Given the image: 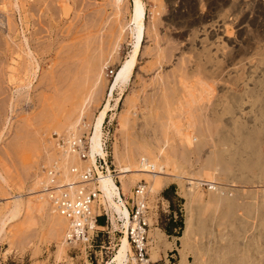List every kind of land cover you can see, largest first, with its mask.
Returning a JSON list of instances; mask_svg holds the SVG:
<instances>
[{
	"label": "rangeland",
	"instance_id": "obj_1",
	"mask_svg": "<svg viewBox=\"0 0 264 264\" xmlns=\"http://www.w3.org/2000/svg\"><path fill=\"white\" fill-rule=\"evenodd\" d=\"M131 1L0 0V170L7 180L6 184L0 180V217L10 196L21 195L36 203L37 195L30 193L32 184L38 174L42 181L43 167L56 158L52 132H69L68 121L74 122L78 117L100 64H106L102 81L108 83L110 71L114 73L131 50L132 39L125 27L122 37L117 36L129 20ZM143 2L146 24L155 30L148 28L142 54L124 93L119 96L116 89L112 92L113 99H120L106 119L104 139L111 163L114 144L123 155L121 167L130 181L125 195L137 183L146 182L148 187L153 213L150 255L157 250L155 264H179L182 258L184 264H264V0ZM223 51H228V57ZM228 54H236L234 61L227 62ZM92 60L98 64L93 65ZM223 68L226 72L221 81L216 73ZM54 81L61 85L57 87L59 92L57 88L53 90ZM97 98L77 124L81 134L88 136L83 124L96 113ZM71 105L77 107L76 112ZM123 111L132 120L128 132L123 131L125 134L119 133L118 127ZM63 113L64 118L68 117L67 123ZM175 121L183 128L190 121L193 123L190 132L195 149L188 153L175 136ZM173 122L177 125L172 126ZM161 148L163 154L159 153ZM212 152L220 156L217 161ZM166 154L177 163L170 162L169 156L164 158ZM149 155L165 161L167 174L163 178L170 177L167 189L155 196L150 193L151 177L140 171L141 157L150 158ZM190 175L199 182L213 184L212 188L188 184ZM28 212L8 225L6 238L0 241V264H71L72 255L73 264H106L122 237L117 230L122 231L123 227L108 223L106 229L110 233L101 235L96 243L110 250L103 249L101 255L99 246L95 247L97 254L90 252L88 260L85 252H72L63 244L66 225L57 220L55 213L49 218L36 209ZM171 217L173 224L182 218L180 235L176 234L178 227H172L171 234L165 231ZM54 220L56 224L52 225ZM51 225L59 228L57 234ZM59 247L64 250L61 254ZM151 259H155L154 254ZM127 264L134 262L130 258Z\"/></svg>",
	"mask_w": 264,
	"mask_h": 264
},
{
	"label": "bare ground",
	"instance_id": "obj_2",
	"mask_svg": "<svg viewBox=\"0 0 264 264\" xmlns=\"http://www.w3.org/2000/svg\"><path fill=\"white\" fill-rule=\"evenodd\" d=\"M232 1V3H234V1L235 0H231ZM246 3L248 2V0H244ZM262 3V2H261ZM83 4V3H82ZM105 4V3H104ZM116 4V3H115ZM114 4V5H115ZM259 4V3H258ZM15 6H16V4H15ZM88 6V5H87ZM259 6V5H258ZM262 7H263V5H262ZM96 9V8H95ZM262 10V9H261ZM84 17V16H83ZM88 18V17H87ZM94 18V17H93ZM80 19V18H79ZM74 21V20H73ZM91 21V20H90ZM124 21V20H123ZM87 23V22H86ZM117 24V23H116ZM154 26H155V23L153 22L152 23ZM151 24V25H152ZM258 24V23H257ZM36 25V24H35ZM70 25V24H69ZM10 27V26H9ZM91 27V26H90ZM89 27V28H90ZM120 27V26H119ZM124 27H125V31H128V33L130 34V36H131V39H132V48H131V50L127 53V56L126 57H124L121 61H120V63H119V65L117 66V68H116V70H115V72L112 74V76H111V79L108 81V83L106 82V81H102V79H103V72H102V69H104V66L106 65L105 63H102V64H100L101 66L98 68V69H100L98 72L99 73H97V75H94L96 78H94L93 77V79H95V80H93V84H92V86L89 84V87L91 86V88L89 89V92H86V93H88V95L85 97H83V100H82V103H81V107H80V109H79V115H78V117L77 118H75L76 120L73 122H69L68 121V124H67V129H69V132H68V130L67 129H65V131L67 130V133H65V134H67L69 137H71V136H77V135H80L81 133H79V126L77 127V124L79 123V122H81V120H82V117L85 115L84 114V112H85V110H86V112H87V110H89L91 107H89V104H91V102H93V100H96V98L98 99V102L97 101H95L94 103H96L97 102V106L95 107L96 109H95V111H96V113L95 114H92L90 117H91V119H89V122H87V123H85V124H83V126L84 127H86L87 129H88V141H89V150H88V158L86 159V160H81L76 154H64V153H62V152H60L57 148H56V146L54 145V148H55V150H57V152H56V155H55V157L56 158H53L52 160H51V162H49V164H47L46 166H44L43 167V176H42V181H40L39 179V174L36 176V179H35V181L33 182V184H32V187H31V191H30V189H29V191H30V193H35L34 195H37V197H35V199L37 200H35L36 201V203H34V202H32L30 199H27V200H25V198H23L21 195H18V196H10V203L7 205V208H6V210H4L5 212H3V214L1 215V217H0V241L2 240V239H4V238H6V230H7V227H8V225L9 224H11L12 222H15V221H17L22 215H23V213L24 212H28V211H31L32 209L33 210H37L38 212H40L41 214H44V215H47L49 218L52 216V218L53 217H55V214L57 215V220H59V222L61 221L63 224L62 225H66L65 226V230H66V227H67V222H66V220L61 216V215H59L55 210H54V208H53V206L51 205V203H50V201L48 200V198L46 197V195H45V193H44V191H43V184H44V181H45V175H44V168L45 167H48V166H50L51 164H53L54 162H58L59 163V165H60V167L62 168V170H63V173H65L66 174V172H67V170H68V167H70V166H79V167H81V168H83V167H90L91 165H93V164H95V155H104L105 154V149H104V143L106 142V140L104 139V124H105V122H106V119L108 118V116H109V112L110 111H112V110H114V107L116 106V104L118 103V101H119V96H121L123 93H124V91H125V87H126V85L129 83V81L131 80V77H132V75H133V72H134V70H135V68H136V65H137V58H138V56H139V54L141 53V49H142V43H143V41H144V38L146 37V34H147V32H148V28L150 27H148V25L146 24V6H145V3L143 2V0H132L131 1V4H130V7H129V20H127L125 23H124V25H123V28H122V26H121V31L119 32V29H117V31L119 32V34H117V36L118 37H120L121 35H122V29H124ZM11 28V27H10ZM88 28V29H89ZM109 28V27H108ZM110 29V28H109ZM112 29V28H111ZM69 30V29H68ZM149 30H150V28H149ZM154 31L155 29L153 28H151V30L150 31ZM69 32V31H68ZM84 32V31H83ZM86 32V31H85ZM117 32V33H118ZM156 32V31H155ZM70 33V32H69ZM68 33V34H69ZM149 33V32H148ZM75 34V33H74ZM74 34H72V35H74ZM88 34V33H87ZM110 34V33H109ZM156 34V33H155ZM70 35V34H69ZM68 35V36H69ZM112 35V34H111ZM123 35H124V33H123ZM182 35V34H181ZM116 36V35H115ZM150 36V35H149ZM74 37H75V35H74ZM78 37V36H77ZM81 37H82V35H81ZM118 37L116 38L117 40H118V42L120 41L119 39H118ZM122 37V36H121ZM120 37V38H121ZM88 40V39H87ZM117 40L115 41V43H118L117 42ZM122 40V39H121ZM202 40V39H201ZM24 42H26L27 40H26V38H24V40H23ZM86 42V41H85ZM91 42H92V40H91ZM163 42V41H162ZM202 42V41H201ZM244 42V41H243ZM89 43V42H88ZM82 44V43H81ZM91 44V43H90ZM97 44V43H96ZM83 45H85V44H83ZM115 45V44H114ZM177 45V44H176ZM75 46V45H74ZM86 46V45H85ZM88 46V45H87ZM96 46V45H95ZM116 46V45H115ZM115 46H113V47H115ZM118 46H119V43H118ZM118 46H117V48H118ZM27 47V46H26ZM72 47H73V45H72ZM80 47V46H79ZM103 48V47H102ZM116 48V47H115ZM116 48V50H119V49H117ZM120 48V47H119ZM154 48V47H153ZM201 48V47H200ZM76 50H77V48H75ZM114 49V48H113ZM112 49V50H113ZM205 49V48H204ZM226 49V48H225ZM88 50V49H87ZM91 50V49H90ZM106 50V49H105ZM192 50V49H191ZM224 50V49H223ZM228 50V49H227ZM28 51H30V50H28ZM65 51V50H64ZM114 51H115V49H114ZM177 51V50H176ZM200 51V50H199ZM208 51V50H207ZM226 51V50H225ZM229 51V50H228ZM227 51V52H228ZM84 52V51H83ZM99 52V51H98ZM111 52H113V51H111ZM204 52V51H203ZM227 52H225V53H227ZM229 52H231V51H229ZM31 54V51L30 52H28V54ZM78 53H79V51H78ZM86 53V52H85ZM88 53V52H87ZM90 53V52H89ZM113 53H117V52H113ZM112 53V54H113ZM209 53V52H208ZM219 53V52H218ZM221 53V52H220ZM224 53V51H223V54H225ZM101 54V53H100ZM110 54V53H109ZM142 54V53H141ZM140 54V55H141ZM203 54V53H202ZM209 54H211L212 56H213V54H215V53H213V52H211V53H209ZM32 55V54H31ZM88 55V54H87ZM90 55V54H89ZM97 55V54H96ZM201 55V54H200ZM217 55V54H216ZM229 55V58L227 59V62H228V60H229V63L231 62V60L232 61H234L233 59H234V57L233 56H235V55H230V54H228ZM72 56V55H71ZM75 56H76V54H75ZM109 56V55H108ZM203 56V55H202ZM206 56H208L209 57V55H206ZM224 56H227L226 54L224 55ZM223 56V57H224ZM73 57V56H72ZM84 57H85V54H84ZM83 57V58H84ZM89 57V56H88ZM112 57V56H111ZM142 57V56H141ZM200 57V56H199ZM228 57V56H227ZM87 58V57H86ZM222 58V57H221ZM73 59V58H72ZM72 59L70 60V61H72ZM93 59V58H92ZM160 59V58H159ZM210 59V58H209ZM224 59V58H223ZM225 60V59H224ZM69 61V60H68ZM95 61V60H94ZM86 62V61H85ZM92 62H93V60H92ZM91 62V64H93ZM153 62V61H152ZM210 62V61H209ZM84 63V62H83ZM148 63V62H147ZM38 64V63H37ZM78 64V63H77ZM96 64H98V63H96ZM95 63L93 64V65H96ZM153 64V63H152ZM155 64V63H154ZM73 66V65H72ZM75 66H76V64H75ZM88 66V65H87ZM89 67V66H88ZM91 67H94V66H91ZM90 67V68H91ZM150 67V66H149ZM149 67H147V68H149ZM76 67H74V69H75ZM90 68H88V69H90ZM214 68H215V66H214ZM225 68H227V65L225 66ZM225 68H223V69H221V70H219V73H216L217 75V77L221 80L222 79V77H223V75L225 74L224 72H226L225 71ZM37 69V68H36ZM79 69V68H78ZM87 69V68H86ZM96 69H97V67H96ZM156 69V68H155ZM208 69V68H207ZM35 70V69H34ZM141 70V69H140ZM218 70V69H217ZM91 71H93L92 69H91ZM95 71V70H94ZM70 72V71H69ZM73 73V72H72ZM88 73H90V72H88ZM182 73V72H181ZM91 74V73H90ZM93 74V73H92ZM203 74V73H202ZM182 75V74H181ZM184 75V74H183ZM182 75V76H183ZM60 76V75H59ZM91 76V75H90ZM137 76V75H136ZM174 76V75H173ZM200 76V75H199ZM202 76V75H201ZM204 76V75H203ZM205 77H207V75L205 76ZM226 77V76H225ZM73 78V77H72ZM75 78V77H74ZM87 78V77H86ZM196 78V77H195ZM199 78V77H198ZM61 79V78H60ZM90 79V78H89ZM133 79V78H132ZM141 79V78H140ZM69 80H70V78H69ZM165 80V79H164ZM183 80V79H182ZM182 80H181V82H182ZM197 80V79H196ZM74 81V80H73ZM152 81V80H151ZM189 81V80H188ZM222 81V80H221ZM86 82V81H85ZM88 82V81H87ZM91 82V81H90ZM179 82V81H178ZM184 82V81H183ZM185 82H187V81H185ZM204 82V81H203ZM80 83V82H79ZM149 83V82H148ZM152 83V82H151ZM199 83H200V81H199ZM182 84V83H181ZM187 84V83H186ZM185 84V85H186ZM215 84V83H214ZM59 85V83H58V81H54V83H53V90H56V88L58 87V88H61V85H60V87L58 86ZM66 85V84H65ZM70 85H71V82H70ZM78 85H80V84H78ZM180 85V84H179ZM183 85V84H182ZM184 85V86H185ZM188 85V84H187ZM211 85V84H210ZM29 86V85H28ZM67 86V85H66ZM68 86H69V83H68ZM74 84H73V87L72 88H74ZM86 86V85H85ZM151 86V85H150ZM65 87V86H64ZM70 87V86H69ZM76 87V86H75ZM88 87V88H89ZM102 88V90L101 91H99V92H101V93H99L98 92V89L99 88ZM198 87H199V84H198ZM207 87L209 88V86L207 85ZM27 88V87H26ZM58 88H57V91H58ZM100 88V89H101ZM162 88V87H161ZM188 88V87H187ZM212 88V87H211ZM211 88H210V90H211ZM75 89V88H74ZM74 89H72V90H74ZM86 89H87V87H86ZM114 89H116L117 91H118V93H119V96H118V98H115V99H113V96H112V92H113V90ZM152 89V88H151ZM186 89V88H185ZM202 89V88H201ZM18 90V89H17ZM16 90V91H17ZM71 90V89H70ZM70 90H68L69 91V93L68 94H70ZM71 90V91H72ZM82 90V89H81ZM81 90H80V92H81ZM188 89H186V91H187ZM191 90V89H190ZM199 90H200V88H199ZM213 90V89H212ZM76 91V90H75ZM86 91H88V90H86ZM196 92H197V90H195ZM207 91H208V89H207ZM55 92V91H54ZM59 92V91H58ZM57 92V93H58ZM67 92V91H66ZM77 92H79V91H77ZM145 92V91H144ZM199 93H201V91L199 92ZM198 93V94H199ZM211 93V92H210ZM213 93V92H212ZM68 94H66V95H68ZM73 94H79V93H73ZM82 94H83V92L81 93V96H82ZM183 95L185 94V93H182ZM204 93H202V95H203ZM59 95V94H58ZM76 95H75V97H76ZM99 95V96H98ZM197 95V94H196ZM201 94H199V98L201 97L200 96ZM207 95V94H206ZM211 95H213V94H211ZM70 95H68L67 97H69ZM74 96V95H73ZM115 96V95H114ZM189 96V95H188ZM66 97V96H65ZM66 97V98H67ZM74 97V98H75ZM183 97V96H182ZM187 97V96H186ZM210 98H211V96H209ZM15 98V97H14ZM73 98V97H72ZM71 98V101H73V99ZM145 98H146V96H145ZM165 98V97H164ZM189 98V97H188ZM193 97H191V99H192ZM203 98H206V97H203ZM210 98H208V100L210 99ZM77 99V98H76ZM80 100L82 99L81 97L79 98ZM103 99V100H102ZM112 99L114 100V104H112L111 102H112ZM180 99V98H179ZM184 99V98H183ZM186 99V98H185ZM194 99V98H193ZM207 99V98H206ZM58 100V99H57ZM78 100V99H77ZM102 101L101 102V104L99 103V101ZM182 100V99H181ZM145 101V100H144ZM143 101V102H144ZM186 101V100H185ZM197 101H198V99H197ZM78 102H80V101H77L76 103L78 104ZM128 102V101H127ZM142 102V103H143ZM151 102V101H150ZM157 102V101H156ZM179 102H181V101H179ZM75 103V104H76ZM188 103V102H187ZM207 103H208V101H207ZM80 104V103H79ZM79 104H78V106H79ZM93 104V103H92ZM131 104H132V102H131ZM181 104V103H180ZM191 104V103H190ZM72 105H74L73 104V102H72ZM71 105V106H72ZM183 105V104H182ZM185 105V104H184ZM187 105V104H186ZM75 106H77V105H75ZM156 106V105H155ZM191 106V105H190ZM197 106V105H196ZM73 107V106H72ZM71 107V108H72ZM77 108V107H76ZM76 108H74L73 107V109H70V111L71 110H73V111H75V109ZM79 108V107H78ZM128 108V107H127ZM135 108V107H134ZM186 108H188V106L186 107ZM213 108V107H212ZM129 109V108H128ZM183 109V108H182ZM185 109V108H184ZM183 109V110H184ZM192 109V108H191ZM132 110H133V108H132ZM189 110V109H188ZM219 110V109H218ZM69 110H68V112L67 113H69L70 112ZM76 111H77V109H76ZM75 111V112H76ZM93 111V110H92ZM154 111V110H153ZM236 111V110H235ZM72 112V111H71ZM70 112V113H71ZM91 112V111H90ZM124 112V111H123ZM133 112V111H132ZM181 112V111H180ZM189 112V111H188ZM216 112V111H215ZM77 113V114H78ZM89 113V112H88ZM92 113V112H91ZM145 113H147V112H145ZM73 114V113H72ZM121 115H119V122H118V127H119V130H120V132L119 133H124L125 131H127L128 132V130H127V126H129V124H131L130 122L132 121H130V118H129V116L127 115L128 114V112H124V113H120ZM123 114V115H122ZM133 114H136V112L135 113H132V114H130V115H132V116H130V117H133ZM139 114H140V112H139ZM63 115H64V113H63ZM178 115H180L179 113H178ZM184 115H186V114H184ZM187 115H189V114H187ZM66 116H69V118H70V116H72L71 114L70 115H67L66 114ZM63 118L65 117V115L64 116H62ZM89 117V116H88ZM89 117V118H90ZM113 117V113L111 114V116H110V118H112ZM134 117H135V115H134ZM60 118V117H59ZM59 118H57V120L59 119ZM74 118V117H73ZM72 118V119H73ZM147 118V117H146ZM149 118V117H148ZM179 118V117H178ZM190 118V117H189ZM233 118V117H232ZM7 119H9V118H7ZM7 119L5 120L6 122L5 123H8L7 125H9V121H7ZM65 119V120H64ZM63 119V121H65V123H67L66 122V120L68 119V117H66V118H64ZM61 120V119H60ZM74 120V119H73ZM58 122V121H57ZM60 122H62V121H60ZM176 122V121H175ZM178 122H179V120H178ZM178 122H176L177 124H178ZM191 122V121H190ZM187 123L186 124V126H185V128H183V125H177L176 123H174L173 122V125L172 124H170V126L172 125V126H175L174 124H176L177 126H175V129L173 128V130H175L174 132H175V136H177L178 138H180L179 140H181V143H184V145H185V148H186V150H187V152L186 153H188L189 151H191L193 148H194V139L192 138V136H193V133H191L190 132V130H192V126H193V123L191 124V123ZM205 122V121H204ZM59 123V122H58ZM63 123V122H62ZM64 123V124H65ZM133 123V122H132ZM172 123V122H171ZM56 124V123H55ZM61 124V123H60ZM64 124H61V125H64ZM80 124V123H79ZM6 125V126H7ZM57 125H59V124H57ZM61 125H59V129L61 128ZM144 125V124H143ZM134 126V125H133ZM139 126V125H138ZM155 126V125H154ZM56 127V126H55ZM58 127V126H57ZM82 126L80 125V128H81ZM167 127V126H166ZM194 127V126H193ZM64 128V127H63ZM171 128V127H170ZM171 128V129H172ZM215 128V127H214ZM4 129V128H3ZM58 129V128H57ZM146 129V128H145ZM196 129V128H195ZM122 131V132H121ZM124 131V132H123ZM162 132V131H161ZM173 132V133H174ZM215 132V131H214ZM125 134V133H124ZM159 134V133H158ZM123 135V134H122ZM148 135V134H147ZM172 135V134H171ZM170 135V136H171ZM138 136V135H137ZM154 136V135H153ZM141 138V137H140ZM152 138V137H151ZM177 138V139H178ZM125 139V138H124ZM155 139V138H154ZM173 140V139H172ZM171 140V141H172ZM129 141V140H128ZM158 141V140H157ZM156 141V142H157ZM165 141H167V140H165ZM155 142V141H154ZM178 142V141H177ZM180 142V141H179ZM125 143V142H124ZM171 143V142H170ZM146 144V143H145ZM167 144V143H166ZM168 147V146H167ZM166 147V148H167ZM173 147V146H172ZM172 147H170V148H172ZM181 147V146H180ZM176 148V147H175ZM175 148L173 147V149L175 150ZM213 148V147H212ZM178 149V148H177ZM195 149V148H194ZM170 150V149H169ZM185 150V149H184ZM179 151V150H178ZM163 151H162V148L159 150V153H161V154H163L162 153ZM215 152V151H214ZM185 153V154H186ZM211 153V152H210ZM213 153V152H212ZM172 155H173V153H172ZM176 155V154H175ZM213 155H216L215 153H213ZM148 156V155H147ZM147 156H142L141 157V159L142 158H145L152 166H153V170H151V171H149L148 169H146L143 165H140L141 166V169H140V171H142V172H145L146 174H148L150 177H151V179H152V183H151V185H150V193H151V196H155L158 192H160L162 189H164L167 185H168V183H169V178H163V175H166L167 173H166V165H165V161L163 162V160H161L160 158H158V157H156V156H150V158L148 157V158H146ZM165 156V155H164ZM163 156V157H164ZM167 156H169L168 154H166V156L164 157V158H166ZM178 156V155H177ZM181 157H182V155H180ZM187 156V155H186ZM217 156H219V155H216V161H217ZM78 159V163L76 164V158ZM122 157H123V155H120V153L117 151V145L116 144H114V152H113V162H112V164L116 167L115 168V174H116V176L119 178V180H120V183H121V188H122V191H123V193L125 194L126 193V191L128 190V188H129V183H130V181L128 180V178H129V176L128 175H126V173H125V171L123 170V168L121 167V161H122ZM125 158H126V160L128 159V157H126V156H124ZM183 157H185V156H183ZM208 157V156H207ZM211 157V156H210ZM220 157V156H219ZM180 158V157H179ZM213 159L215 158V157H212ZM223 158V157H222ZM140 159V160H141ZM209 159V158H208ZM221 160V158H218V161L220 162V160ZM169 160H170V162L172 161V162H175V163H177L176 162V160L175 161H173V159H172V157H170L169 156ZM68 161H71V163L73 162L74 164H68ZM131 162H132V159L130 160ZM223 161H225V160H223ZM208 162H210V159L208 160ZM217 163V162H216ZM221 163V162H220ZM210 164V163H209ZM222 164H224V163H222ZM215 165V164H214ZM128 172V171H127ZM171 176H174V178L176 177V178H182L181 176L182 175H171ZM6 176L2 173V171L0 170V180L4 183V184H6L5 182H7V180H6V178H5ZM188 179L189 180H187V182H188V184H190V185H198V184H200L199 183V180H196V178L192 175H190V177H188ZM137 184H139V183H137ZM136 184V185H137ZM145 184H146V182H145ZM191 187V186H190ZM189 187V190L191 189ZM98 188L101 190V193H100V202H101V204H103V207L106 209V210H108L107 212H108V215H109V219H110V222H111V224L114 226V227H117V225H121L122 227H123V229L128 225V221H127V209L125 208V207H123V202L122 201H116V197H119L120 195V192H119V190H117L116 189V184L114 183V179H113V175H112V173L111 172H109L108 174H106V175H102V176H100V179H99V184H98ZM148 187H147V194H148ZM129 194H131V191L129 192ZM33 195V196H34ZM8 200V201H9ZM148 204H149V201H148ZM149 206H150V204H149ZM229 208V207H228ZM228 210V209H227ZM29 213V212H28ZM55 213V214H54ZM52 214V215H51ZM51 215V216H50ZM54 215V216H53ZM116 218H119V219H122V224H119V223H117V221H116ZM54 219H56V218H54ZM151 220V219H150ZM55 221L56 220H54V222H52V225H55L56 223H55ZM51 225V226H52ZM152 225V224H151ZM53 227V226H52ZM54 228V227H53ZM58 228V227H57ZM57 228H54V229H52V232L54 233V234H57L58 232H59V228L57 229ZM116 229V228H115ZM64 233H65V231H64ZM125 233V232H124ZM51 235H52V233H51ZM61 235V234H60ZM63 244H65V242H64V235H63ZM170 244V247L172 246V243L170 242L169 243ZM174 244V243H173ZM66 245V244H65ZM182 245H183V242H182ZM11 246V245H10ZM178 250H179V252L181 253L182 252V250H181V248H178ZM64 252V250L62 249V247H59V249H58V254H61V253H63ZM59 257V256H58ZM132 259V261L134 262V259H133V257L131 256V255H129V245H128V242H127V239H126V236L124 235V236H122L121 237V239H120V245H119V247L117 248V250L115 251V253H114V256H113V259H112V262H113V264H127L128 263V260L129 259ZM151 260V259H150ZM157 261V260H156ZM156 261H153V262H156ZM131 263V262H130ZM179 264H184V259L182 258V260L180 261V263Z\"/></svg>",
	"mask_w": 264,
	"mask_h": 264
},
{
	"label": "built area",
	"instance_id": "obj_3",
	"mask_svg": "<svg viewBox=\"0 0 264 264\" xmlns=\"http://www.w3.org/2000/svg\"><path fill=\"white\" fill-rule=\"evenodd\" d=\"M112 76L113 72L110 71ZM56 148L64 154H76L81 160L88 158L89 141L87 134L82 133L69 137L62 132H52ZM106 143L105 154L95 155V164L90 167L70 166L66 174L58 162H54L44 168L45 181L43 191L53 206L54 210L67 222L64 233L66 247L74 251L85 252V257L90 260V252L97 254L93 248L110 250L109 247L97 244V240L104 233L109 234L106 228L110 222L107 210L100 202L101 190L98 188L100 176L112 173L116 189L120 196L116 201H122L127 209L128 225L121 230L122 236H126L129 245V255L134 259V264H155L150 260V219H153L152 210L148 204L147 186L145 183L137 184L131 189V194L125 195L121 188L119 178L115 174L114 165L109 160ZM143 165L149 171L153 166L145 159H141ZM200 187L211 189L213 184L201 180ZM102 220V222H100ZM117 223L122 224V219L116 218ZM125 232V233H124ZM120 239L114 245L117 248ZM114 254H109L106 264H112ZM107 257V258H108ZM73 259L75 256H70ZM157 262V261H156Z\"/></svg>",
	"mask_w": 264,
	"mask_h": 264
},
{
	"label": "trees",
	"instance_id": "obj_4",
	"mask_svg": "<svg viewBox=\"0 0 264 264\" xmlns=\"http://www.w3.org/2000/svg\"><path fill=\"white\" fill-rule=\"evenodd\" d=\"M167 188H165L164 190H166ZM170 220H171V224L168 226V227H166L165 228V231L168 233V234H171L172 233V227L174 228V227H178L179 228V230L176 232V234L177 235H180V230H181V228H182V224H183V220H182V218H179V219H177V220H174V222H175V224H173V218L171 217L170 218ZM98 241V240H97Z\"/></svg>",
	"mask_w": 264,
	"mask_h": 264
},
{
	"label": "crops",
	"instance_id": "obj_5",
	"mask_svg": "<svg viewBox=\"0 0 264 264\" xmlns=\"http://www.w3.org/2000/svg\"><path fill=\"white\" fill-rule=\"evenodd\" d=\"M157 228H153V230H156ZM154 254V256H155V259L154 260H152L151 259V256ZM150 259L152 260V261H156V260H158V255H157V250L154 252V253H152L151 255H150Z\"/></svg>",
	"mask_w": 264,
	"mask_h": 264
}]
</instances>
